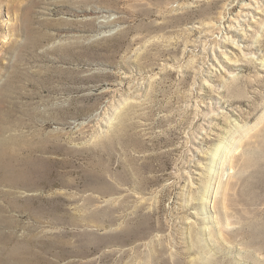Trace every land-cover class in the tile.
<instances>
[{"label": "rangeland", "instance_id": "rangeland-1", "mask_svg": "<svg viewBox=\"0 0 264 264\" xmlns=\"http://www.w3.org/2000/svg\"><path fill=\"white\" fill-rule=\"evenodd\" d=\"M1 97L0 264H264V0H0Z\"/></svg>", "mask_w": 264, "mask_h": 264}, {"label": "bare ground", "instance_id": "bare-ground-1", "mask_svg": "<svg viewBox=\"0 0 264 264\" xmlns=\"http://www.w3.org/2000/svg\"><path fill=\"white\" fill-rule=\"evenodd\" d=\"M208 9H210V8H208ZM188 11H190L189 8H186V7L183 8L182 14L178 15L177 17L178 18L185 17V13H187ZM194 13H196V12H194ZM30 39H31V37H30ZM38 74L40 75V73H38ZM50 85H52V84H50ZM25 86H27V85H25ZM42 88H43V84H42ZM52 89L54 90L55 86H53ZM22 95L25 96L24 93ZM29 97H30V95H29ZM6 101L7 100L4 99L3 97L0 98V109H2L5 112V114L8 116L10 112L5 108L4 102H6ZM57 110L59 112H63V113L65 112V108H62V107L58 108ZM30 114H29V116H30ZM33 114H34V112H33ZM58 117H57L59 119L58 123H60V125L66 124V121L63 120V118H64L63 116H60V114H59ZM20 124L22 125L21 122H20ZM16 129H18V123L17 122L16 123L10 122L7 120V118H3L0 116V185L7 187V189H9L10 192L14 191L17 196H23V195H26L25 192H27V191H36L39 188V184L42 180L41 177L39 176V172H40L39 171L40 165L38 164L39 158L37 157V154H35V153L36 152H42V153L46 152L47 153L49 151L51 152L52 149H51V143H49L46 139L41 138L39 133H35L34 135H32L31 137L28 138L25 134H17V131H16V133L11 132L12 130H16ZM54 134H55V132H54ZM108 189H109V187H108ZM101 190H102V188H101ZM103 190H104V188H103ZM34 193H37V192H34ZM104 207H106V206H104ZM106 209H108V208H106ZM0 210H2V208ZM4 217H5V215H4ZM1 219H3V218L0 217V220ZM17 263L22 264L19 262H17ZM1 264H8V262H7V260H4L1 262Z\"/></svg>", "mask_w": 264, "mask_h": 264}]
</instances>
